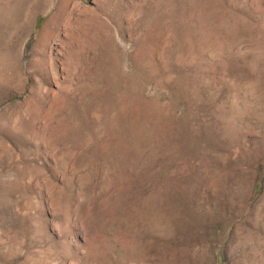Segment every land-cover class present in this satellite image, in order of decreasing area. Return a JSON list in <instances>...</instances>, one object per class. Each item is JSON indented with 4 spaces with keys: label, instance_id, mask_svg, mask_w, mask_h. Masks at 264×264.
<instances>
[{
    "label": "rangeland",
    "instance_id": "rangeland-1",
    "mask_svg": "<svg viewBox=\"0 0 264 264\" xmlns=\"http://www.w3.org/2000/svg\"><path fill=\"white\" fill-rule=\"evenodd\" d=\"M0 264H264V0H0Z\"/></svg>",
    "mask_w": 264,
    "mask_h": 264
}]
</instances>
